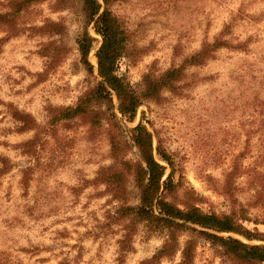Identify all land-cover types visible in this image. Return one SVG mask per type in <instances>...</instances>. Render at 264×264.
<instances>
[{
  "label": "rangeland",
  "instance_id": "obj_1",
  "mask_svg": "<svg viewBox=\"0 0 264 264\" xmlns=\"http://www.w3.org/2000/svg\"><path fill=\"white\" fill-rule=\"evenodd\" d=\"M13 1L0 0V15L14 10ZM109 8L136 48L118 73L137 92L146 74L159 76L205 43L225 42L204 63L186 66L176 91L144 101L134 122L122 121L148 127L165 178L171 169L156 150L170 154L178 205L232 215L259 239L218 235L264 245V0H114ZM9 20L0 18V264H145L165 237L138 224L131 249H123L130 217L121 218L120 207L139 203L133 177L126 202L97 182L104 167L124 170L112 158L108 118L52 123L53 108L76 107L99 80L102 38L92 26L93 75L78 50L83 0L34 2ZM15 110L30 114L35 127L23 130ZM122 157L138 159L130 142ZM179 235L181 248L196 241L194 264H233L219 244L196 232ZM181 260L179 251L159 264Z\"/></svg>",
  "mask_w": 264,
  "mask_h": 264
},
{
  "label": "trees",
  "instance_id": "obj_2",
  "mask_svg": "<svg viewBox=\"0 0 264 264\" xmlns=\"http://www.w3.org/2000/svg\"><path fill=\"white\" fill-rule=\"evenodd\" d=\"M41 1L44 0H14L12 2L14 10L0 15V18L9 23L10 18L18 16L32 3ZM101 1L102 3L100 0H83L86 27L78 40L81 63L86 71L93 75L95 67L90 62L89 56L97 40L91 35L90 26L94 33L102 38L96 53L98 83L79 100L76 107L53 108L57 114L52 119V123L89 116L91 124H100L103 116L108 118L112 158L119 161L124 170H119L115 166L104 167L98 174L97 182L107 184L115 199L124 202L128 197L127 176L133 177L134 185L139 191L137 205L124 204L120 207L121 218L130 217L129 232L121 241L123 249H131V238L136 233L138 224H143L147 232L162 234L165 237L163 246L145 264H159L163 259L175 256L179 251L182 254L179 264H194L196 241L187 240L181 248L179 234L184 232H196L219 244L233 264H264V245L249 244L233 236L218 235L236 233L248 240L259 239L237 222L234 216L222 217L216 213L205 212L189 203H185L183 207L176 203L180 183L174 180L175 164L172 157L158 146L156 153L159 159L171 169L165 178L167 166L155 156L153 134L148 127L140 122L130 128L122 121L126 119L128 122H134L144 101L160 102L164 90L176 91L178 82L184 79L186 66L204 63L212 51L225 46V42L205 43L201 50L186 58L180 67L172 66L159 76L154 75L153 72L146 74L144 89L137 92L118 73L120 61L129 57L136 48L130 44L128 30L109 8L114 0ZM55 27L56 31H63L61 25ZM54 50L60 52L61 48L54 45ZM114 96L118 100L117 110L121 117L115 111ZM14 117L23 124V130L35 127L33 124L35 121L30 114L15 110ZM126 132L130 134V141L124 134ZM129 142L137 150L136 161L122 157Z\"/></svg>",
  "mask_w": 264,
  "mask_h": 264
}]
</instances>
